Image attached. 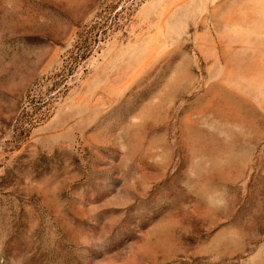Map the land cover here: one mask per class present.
Here are the masks:
<instances>
[{"label":"rangeland","instance_id":"rangeland-1","mask_svg":"<svg viewBox=\"0 0 264 264\" xmlns=\"http://www.w3.org/2000/svg\"><path fill=\"white\" fill-rule=\"evenodd\" d=\"M0 264H264V0H0Z\"/></svg>","mask_w":264,"mask_h":264},{"label":"trees","instance_id":"trees-1","mask_svg":"<svg viewBox=\"0 0 264 264\" xmlns=\"http://www.w3.org/2000/svg\"><path fill=\"white\" fill-rule=\"evenodd\" d=\"M96 38V37H95ZM95 38L93 39V42L95 41ZM87 45L88 46H86L85 47V49H83L82 51H81V55H80V57L81 58H84L87 54H89V52H90V43H87Z\"/></svg>","mask_w":264,"mask_h":264}]
</instances>
